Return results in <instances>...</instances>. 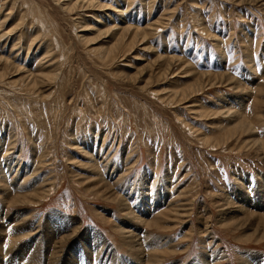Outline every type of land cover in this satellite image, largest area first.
I'll use <instances>...</instances> for the list:
<instances>
[{"label": "rangeland", "instance_id": "374dc122", "mask_svg": "<svg viewBox=\"0 0 264 264\" xmlns=\"http://www.w3.org/2000/svg\"><path fill=\"white\" fill-rule=\"evenodd\" d=\"M0 180L3 264H264V0H0Z\"/></svg>", "mask_w": 264, "mask_h": 264}, {"label": "bare ground", "instance_id": "6f19581e", "mask_svg": "<svg viewBox=\"0 0 264 264\" xmlns=\"http://www.w3.org/2000/svg\"><path fill=\"white\" fill-rule=\"evenodd\" d=\"M71 1V0H70ZM71 5H73V3L71 4ZM87 5V4H86ZM74 6V5H73ZM72 6V7H73ZM68 7H69V9L71 8L69 5H68ZM121 35H125L124 34V32H121L120 33ZM187 71L188 70H185V72L184 73H187ZM222 97H220V99H221ZM219 99V100H220ZM234 101H239V97L237 98V100L236 99H234ZM228 108V107H227ZM230 109H224V110H222L221 111V113L222 114H227L228 113V111H229ZM231 113H229V117H231L232 119H231V128H233V129H235V131H233V134L234 133H236V134H239V133H241V132H243V131H249V130H251L252 129V126H250V123L247 121V120H245V118L246 117H244L243 115H242V113H241V111L240 110H237V109H234V110H232V111H230ZM216 113V112H215ZM225 117H226V115H225ZM228 117V118H229ZM230 130V129H229ZM231 131V130H230ZM203 140V139H202ZM207 140V139H206ZM251 141H253L254 143L255 142H259V140L256 138V137H253V140H251ZM263 143V142H262ZM261 145V144H260ZM262 146V145H261ZM1 181V180H0ZM260 193H261V199H263L262 201H261V199H258V197L257 198H254L253 200L254 201H252V200H248V199H245V197L246 196H243L242 198H240V205L238 206V204H237V206H238V209H232V210H230V208H228L230 211H229V213L228 214H230V216H228V217H225V218H223V219H221L222 220V222H224V223H228V222H226V221H228V220H235V222L234 223H236V225H237V227L238 226H241V225H245L246 227V230H248V229H251V228H253V231H252V233H254V232H257L258 234H260V235H264L263 233H264V231H262V228H264V185L262 186V190L260 189ZM26 197V196H25ZM25 199V198H24ZM229 203L230 204H232V202H230L229 201ZM246 203V204H245ZM246 205V206H244L245 208L243 209V205ZM254 208V209H253ZM254 210V211H253ZM248 215H251L252 217H254V219L255 220H253L252 222H251V224H246L247 222H249L248 221V218H247V216ZM139 221H141L140 219H139ZM142 223V222H141ZM251 225V226H250ZM252 225H254V226H252ZM0 227H1V225H0ZM261 229V233L258 231V230H260ZM246 230H245V232H246ZM22 231V230H21ZM249 234V233H248ZM250 235V234H249ZM246 236V235H245ZM258 237V236H257ZM261 237H263V236H261ZM133 240V239H132ZM134 241V240H133ZM134 247H132V248H134L136 251H138L140 248L138 247L139 245H137V244H134L133 245ZM21 248V247H20ZM135 253V252H134ZM137 253V252H136ZM137 255V254H136ZM16 256H17V254H16ZM251 256V255H250ZM254 257H255V255H253ZM253 256H252V258H253ZM11 257V256H10ZM138 257H140V256H138ZM15 260V259H14ZM248 262V261H247ZM251 264L253 263V260L251 259V262H250ZM0 264H3L1 261H0ZM12 264H14V262H12ZM69 264V263H68ZM73 264V263H72ZM261 264V263H260Z\"/></svg>", "mask_w": 264, "mask_h": 264}]
</instances>
